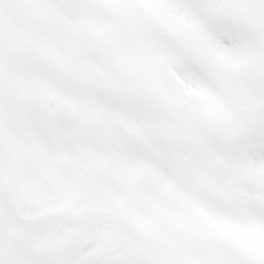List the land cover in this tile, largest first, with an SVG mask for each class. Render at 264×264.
Listing matches in <instances>:
<instances>
[{
  "label": "snow or ice",
  "instance_id": "obj_1",
  "mask_svg": "<svg viewBox=\"0 0 264 264\" xmlns=\"http://www.w3.org/2000/svg\"><path fill=\"white\" fill-rule=\"evenodd\" d=\"M0 264H264V0H0Z\"/></svg>",
  "mask_w": 264,
  "mask_h": 264
}]
</instances>
